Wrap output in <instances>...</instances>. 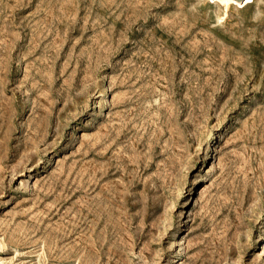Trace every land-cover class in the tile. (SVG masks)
<instances>
[{
    "label": "rangeland",
    "instance_id": "1",
    "mask_svg": "<svg viewBox=\"0 0 264 264\" xmlns=\"http://www.w3.org/2000/svg\"><path fill=\"white\" fill-rule=\"evenodd\" d=\"M0 264H264V0H0Z\"/></svg>",
    "mask_w": 264,
    "mask_h": 264
},
{
    "label": "bare ground",
    "instance_id": "2",
    "mask_svg": "<svg viewBox=\"0 0 264 264\" xmlns=\"http://www.w3.org/2000/svg\"><path fill=\"white\" fill-rule=\"evenodd\" d=\"M219 5H222L225 9H231L234 6H245L253 2L254 0H213Z\"/></svg>",
    "mask_w": 264,
    "mask_h": 264
}]
</instances>
